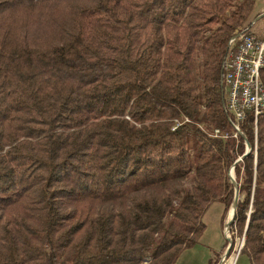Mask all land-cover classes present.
Wrapping results in <instances>:
<instances>
[{
  "label": "trees",
  "instance_id": "16d2710c",
  "mask_svg": "<svg viewBox=\"0 0 264 264\" xmlns=\"http://www.w3.org/2000/svg\"><path fill=\"white\" fill-rule=\"evenodd\" d=\"M255 4L0 0V264H175L244 141L229 228L264 264V113L232 137L220 87Z\"/></svg>",
  "mask_w": 264,
  "mask_h": 264
},
{
  "label": "built area",
  "instance_id": "2783aa9c",
  "mask_svg": "<svg viewBox=\"0 0 264 264\" xmlns=\"http://www.w3.org/2000/svg\"><path fill=\"white\" fill-rule=\"evenodd\" d=\"M257 21L255 19L233 32L221 65L220 87L225 94L226 120L233 130L232 137L244 140L243 125L247 118H252L256 135L258 117L264 113L261 75L264 71V38L255 37ZM218 134L219 131L215 130L214 135ZM244 143L246 145V141Z\"/></svg>",
  "mask_w": 264,
  "mask_h": 264
},
{
  "label": "rangeland",
  "instance_id": "374dc122",
  "mask_svg": "<svg viewBox=\"0 0 264 264\" xmlns=\"http://www.w3.org/2000/svg\"><path fill=\"white\" fill-rule=\"evenodd\" d=\"M255 14L258 16L250 22L258 19L255 24V31L258 29L260 33L264 30V0H256ZM233 174L235 177V173ZM223 211L221 203L210 205L202 218V222L205 224L203 234L193 247L180 254L175 264H252L248 254L240 253L244 245V237H239L230 228L226 230L230 242L225 237L224 227L228 220L229 211L225 218L224 215L222 216ZM228 248V254L225 255Z\"/></svg>",
  "mask_w": 264,
  "mask_h": 264
},
{
  "label": "water",
  "instance_id": "95a60500",
  "mask_svg": "<svg viewBox=\"0 0 264 264\" xmlns=\"http://www.w3.org/2000/svg\"><path fill=\"white\" fill-rule=\"evenodd\" d=\"M250 152V145L246 142V149H245V153L240 157V160H237L235 161V163L231 166L230 170H229V173H228V178H229V181L230 183L233 185L234 187V197H233V202L230 206V209H229V213L231 214V217L229 218L228 217V220L226 222V230L229 229V226L231 224V222L233 221V218H234V214H235V210H236V205H237V201H238V191L236 189V181H235V177H234V168L235 166L239 163V161H242V159ZM227 233V232H226ZM226 238L229 240V237H227V234H225ZM230 242V240H229ZM230 248V246H229ZM229 248L228 250L226 251L225 255L228 254V251H229Z\"/></svg>",
  "mask_w": 264,
  "mask_h": 264
},
{
  "label": "crops",
  "instance_id": "0c3cea01",
  "mask_svg": "<svg viewBox=\"0 0 264 264\" xmlns=\"http://www.w3.org/2000/svg\"><path fill=\"white\" fill-rule=\"evenodd\" d=\"M230 214V213H229ZM229 217V216H228ZM225 227H226V224H225ZM224 227V229H225V233L224 234H226V228ZM226 236V235H225Z\"/></svg>",
  "mask_w": 264,
  "mask_h": 264
},
{
  "label": "bare ground",
  "instance_id": "6f19581e",
  "mask_svg": "<svg viewBox=\"0 0 264 264\" xmlns=\"http://www.w3.org/2000/svg\"><path fill=\"white\" fill-rule=\"evenodd\" d=\"M231 217V214H229V218Z\"/></svg>",
  "mask_w": 264,
  "mask_h": 264
}]
</instances>
